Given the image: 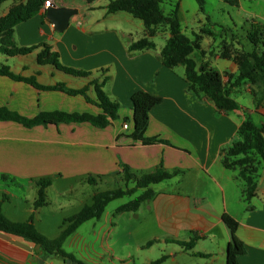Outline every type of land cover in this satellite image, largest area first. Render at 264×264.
Listing matches in <instances>:
<instances>
[{"label": "crops", "instance_id": "crops-1", "mask_svg": "<svg viewBox=\"0 0 264 264\" xmlns=\"http://www.w3.org/2000/svg\"><path fill=\"white\" fill-rule=\"evenodd\" d=\"M233 1L231 5L241 7V0ZM52 2L58 7L77 10L70 16L68 26L62 32L56 31L43 6L30 19L14 27L15 45L22 47L46 42L58 52L63 65L90 72V75L73 76L51 65H39L36 61L38 49L16 56L0 52V65H7L14 74L22 77H34L42 86L63 84L70 89L84 88L85 96L71 95L60 89L36 88L0 75V107L27 117L56 110L99 115L103 111L97 105L91 82L104 79L102 89L110 100L119 104V109L117 117L107 118L105 126L61 122L25 127L12 120H0L1 198L5 194V199L9 200L11 196L16 197L19 190L25 193L29 186L36 187L32 206L24 212L14 207L12 214L7 215L0 200L4 215L16 222L26 221L30 215L41 221V211L47 204L38 208L33 206L37 197L35 181L40 178H80L88 183L90 176L99 183L100 179L112 174H122L124 165L137 176L161 166L166 171L179 172L150 185L154 191L152 198L142 202L136 211H128L139 212L134 216L137 219L142 215L135 231L145 236L146 243L154 242L145 247L135 245L138 250L127 252L125 263L151 264L153 260L135 261L133 256L138 257L145 249L161 245L160 257L164 256L161 264H227L231 234L222 219V214L227 213L237 220L235 234L245 248L238 256L239 264H264V163L257 158L254 178L257 187L248 200H245L246 183L240 176L241 168H226L222 163L224 150L241 140L238 128L244 120L249 119L257 126L264 125L262 87L248 82L230 87V96L238 108L223 112L207 97L188 89L183 65L169 68L163 64L160 52L169 37L167 26L159 25L156 34L150 38L154 48L130 51L129 44L145 35L141 20L138 19L140 23L136 24L134 17L124 11L107 13V0ZM13 3V0L0 2V16L5 15ZM174 4H177L182 33L190 40L195 34L200 37L202 52L194 50L191 53L197 66L207 63L209 68L222 73L224 83L228 84V79L233 80L237 74V64L232 56L242 51L233 50L239 45L226 42L223 46L231 45V49L225 56L218 48L212 52L208 43L210 37L205 35L204 28H198L206 16V8L201 12L197 2L193 4L190 0H165L160 6L168 14ZM233 26L236 28V24ZM188 28H191L189 34L185 31ZM158 37L160 43L156 42ZM139 90L161 98L150 110L144 136H158L165 142L143 144L133 137L135 123L131 96ZM124 117L129 121L124 122ZM123 123L128 124L127 129L122 127ZM7 182L16 187L8 188ZM52 185L51 178L47 188ZM23 197L27 198V195ZM101 217L94 220L100 221ZM102 228L104 224H101ZM192 238L195 241L191 249L177 243ZM43 256L38 245L0 232V264H55L57 258L62 259L56 256L44 259ZM70 262L68 259L67 263Z\"/></svg>", "mask_w": 264, "mask_h": 264}, {"label": "trees", "instance_id": "trees-1", "mask_svg": "<svg viewBox=\"0 0 264 264\" xmlns=\"http://www.w3.org/2000/svg\"><path fill=\"white\" fill-rule=\"evenodd\" d=\"M4 0H0L2 2ZM14 3L8 12L0 16V52L6 56H16L31 53L38 49L36 61L39 65H51L55 69L64 73L87 77L90 72L74 69L63 65L59 60V54L56 50L46 43L41 42L32 46H16L13 41L14 27L23 21L30 19L35 13L41 9L47 0H13ZM52 1V0H51ZM91 3L95 0H86ZM165 0H108L105 5L107 13H116L120 11L131 14L134 18L142 21L145 27L144 37L131 42L128 46L130 51L152 49L155 47L153 41L150 40L156 34V29L159 25L167 26L169 37L160 52V57L163 64L169 68L177 65L184 66V76L188 83V89L195 94L207 97L215 106L223 111L229 112L238 108L237 102L230 96V87L237 86L242 82H248L252 85L262 87L261 99L264 100V51L258 54L255 50L239 51L232 56L233 61L237 64V74L233 80L228 79V84L223 81V74L214 68H209L207 63L198 65L191 57L194 50L202 52L200 45V37L194 35V39L190 40L181 31V25L178 19L176 7L165 14L161 9L160 4ZM199 6V10L204 11V0H195ZM228 3H233V0H226ZM262 26L255 25L254 28L246 34V37L253 46L263 44L262 42ZM225 56V54H222ZM0 75L7 76L13 80L24 81L36 88L42 89H60L68 94H81L85 96V89H70L63 84L56 86L39 85L34 77H22L14 74L7 65H0ZM97 98V105L102 109V114L92 115L89 113L64 112V111H45L40 112L33 117H27L16 111H12L7 107H0V120H12L25 127L35 125L58 124L61 122H89L97 126H105L108 123L107 118L115 119L119 104L109 99L102 87L105 80L101 82L93 80L91 82ZM229 85V87H228ZM88 99V98H87ZM161 98L149 92L139 90L132 94L131 103L133 108L134 131L133 137L138 139L143 144H151L157 142H165L158 136L146 137L144 131L149 120V113L153 106L160 103ZM124 122H128L129 118L124 117ZM238 133L241 140L233 142V144L224 150L222 163L226 168L239 166L240 176L246 183L245 200L250 199L256 191V182L254 180L257 166L253 163L251 154L256 155L264 163V125L257 126L251 120H244L239 128ZM253 165V166H252ZM178 170L172 172L164 170L161 166L157 167L153 172L137 176L128 170V166L124 165L122 174L125 182L134 181L133 187L125 185L124 188H113L104 191H98L91 197L90 204H84L81 209L74 215L63 219L58 235L49 239L43 236L34 226L33 216L30 215L26 221L16 222L10 220L4 215L0 205V232L22 238L28 242L38 245L44 252L43 258L51 256L60 257L63 260L66 258L70 261H75L76 264H81L76 261L71 255L63 250V244L68 236L75 232L83 223L91 219H99L104 212L107 204L117 198L123 196H132L138 189L143 191L131 198L129 201L119 205L116 210L121 211H136L140 204L152 198L154 191L150 185L159 183L169 179ZM89 184H96V180L88 177ZM37 185V197L33 202L34 208H38L47 204L46 188L51 184L50 177L40 178L35 181ZM6 195L3 194L2 199ZM223 222L230 230L231 238L227 246V264H239L238 256L245 252L242 241L236 236L238 222L227 213L222 214ZM195 239L192 238L188 242L177 241L178 244L191 249ZM154 240L148 241L145 246H149ZM164 258L152 262L158 264Z\"/></svg>", "mask_w": 264, "mask_h": 264}, {"label": "rangeland", "instance_id": "rangeland-1", "mask_svg": "<svg viewBox=\"0 0 264 264\" xmlns=\"http://www.w3.org/2000/svg\"><path fill=\"white\" fill-rule=\"evenodd\" d=\"M104 1V0H103ZM193 4L195 0H190ZM206 16L200 21L198 28H204L205 35L210 37L209 47L214 50L217 48L221 54L229 52L231 45H223L226 42L237 43L239 46L233 50H245L255 49L260 54L264 51V27H262V41L263 44L253 46L246 37V34L251 31L255 25L262 26L264 24V0H254L252 2L241 0V7L237 8L235 5H231L224 0H204ZM108 2V0H107ZM78 3H82V0H78ZM257 14V18L255 17ZM262 15V16H261ZM134 22L140 23L138 19H133ZM233 24H236L234 28ZM191 28L186 31L189 34ZM212 30L211 32L205 30ZM213 32V33H212ZM209 33H211L209 36ZM160 37L156 38V42L160 43ZM242 47V48H241ZM198 58V55H196ZM227 74V72H225ZM253 163L257 161V156L251 154ZM253 166V165H252ZM53 185L47 188V205L43 207L41 211L42 219L34 221L35 228L46 238H55L59 231L63 219L76 214L84 204L91 203L92 194L98 191H104L113 188H124L125 185L133 187L134 181L125 182L123 174H112L109 177L99 181L96 184H89L86 181L83 182L80 178H53ZM8 188H13L10 182H7ZM36 187L34 185L29 186L25 193L21 190L17 192L16 197H10L9 200H3L0 194V200L3 201V211L10 215L13 208L25 211L31 205V199L36 196ZM142 190H137L132 196H123L110 201L100 221L91 219L83 223L73 235L68 237L63 244V250L71 255L76 261L81 264H127L125 263V256L127 252H133L135 245H145L146 238L141 236L138 231L140 218L137 219L134 216L139 212L117 211L116 208L129 201L134 196L138 195ZM7 194V193H6ZM27 195L23 197V195ZM101 224H104V228L100 229ZM131 236H129V232ZM129 242V245L127 244ZM161 245H154L151 249H145L144 254L133 256L135 261H149L152 262L160 259L162 250ZM144 247V246H143ZM56 259V258H55ZM156 259V260H154ZM65 263L62 259L57 258L55 264H76L75 261ZM160 261L158 264H161ZM168 264V263H166Z\"/></svg>", "mask_w": 264, "mask_h": 264}, {"label": "water", "instance_id": "water-1", "mask_svg": "<svg viewBox=\"0 0 264 264\" xmlns=\"http://www.w3.org/2000/svg\"><path fill=\"white\" fill-rule=\"evenodd\" d=\"M51 7H46V17L54 25V28L58 32H62L69 23V18L72 14L76 13L77 10L68 7H58L52 4Z\"/></svg>", "mask_w": 264, "mask_h": 264}, {"label": "built area", "instance_id": "built-area-1", "mask_svg": "<svg viewBox=\"0 0 264 264\" xmlns=\"http://www.w3.org/2000/svg\"><path fill=\"white\" fill-rule=\"evenodd\" d=\"M53 4V2L51 0H47L44 4V8L48 7L49 5ZM122 127L124 129H127L128 128V124L127 123H123Z\"/></svg>", "mask_w": 264, "mask_h": 264}]
</instances>
